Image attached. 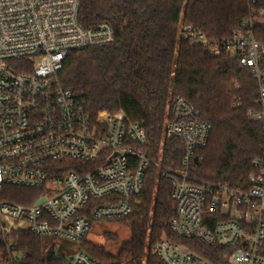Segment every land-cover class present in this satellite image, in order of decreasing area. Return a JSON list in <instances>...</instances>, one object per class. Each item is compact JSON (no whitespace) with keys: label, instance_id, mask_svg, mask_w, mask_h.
Masks as SVG:
<instances>
[{"label":"built area","instance_id":"2783aa9c","mask_svg":"<svg viewBox=\"0 0 264 264\" xmlns=\"http://www.w3.org/2000/svg\"><path fill=\"white\" fill-rule=\"evenodd\" d=\"M250 14L229 38L210 39L183 25L180 36L211 53L225 51L250 70L259 85L255 119L264 123V48L254 35L264 26V0H247ZM81 0H0V233L11 228L36 236L85 238L94 221L132 215L151 168L172 185L177 213L171 228L206 247L231 249L228 264H264V152L254 158L249 186L199 180L190 163L207 146L212 124L182 96L172 101L164 136L182 139V167L171 169L149 155L145 129L123 110L93 116L60 78L70 51L115 42L112 23H81ZM74 160L79 170H57ZM4 186L39 189L33 204L1 197ZM45 200L37 204L41 199ZM0 264L24 257L8 244ZM151 253L161 264H220L167 237ZM54 258H60L54 253ZM66 264H101L81 249Z\"/></svg>","mask_w":264,"mask_h":264},{"label":"trees","instance_id":"16d2710c","mask_svg":"<svg viewBox=\"0 0 264 264\" xmlns=\"http://www.w3.org/2000/svg\"><path fill=\"white\" fill-rule=\"evenodd\" d=\"M250 14L247 0H81L80 21L92 26L102 21L115 29L113 44L70 51L60 72L61 82L71 89L89 112L123 110L145 129L149 155L171 169L182 167L185 147L182 139L164 136L172 113V101L182 96L212 124L206 147L190 163L199 180L249 186L253 160L264 152V123L255 119L259 85L250 70L225 51L211 53L190 45L180 36L183 25L205 31L212 40L229 38ZM254 35L264 48V26ZM57 170H79L74 160L57 162ZM39 189L4 186L1 197L33 204ZM177 213L172 185L151 168L145 188L132 215L115 219L131 230L113 255L86 237L81 249L101 264H161L151 253L153 245L167 237L186 244L213 261L228 264L230 248L206 247L178 237L171 228ZM107 239H111L106 233ZM24 257L18 264H66L54 258L52 239L28 230L11 228L0 233V257H7L8 244Z\"/></svg>","mask_w":264,"mask_h":264},{"label":"rangeland","instance_id":"374dc122","mask_svg":"<svg viewBox=\"0 0 264 264\" xmlns=\"http://www.w3.org/2000/svg\"><path fill=\"white\" fill-rule=\"evenodd\" d=\"M106 233L110 234L111 239H107ZM131 236V230L128 226L122 224L121 221H94L86 236L87 239L103 245L107 252L116 255L122 241L128 240ZM53 251L59 254L61 258L74 255L81 248L79 240H71L65 237L52 239Z\"/></svg>","mask_w":264,"mask_h":264},{"label":"water","instance_id":"95a60500","mask_svg":"<svg viewBox=\"0 0 264 264\" xmlns=\"http://www.w3.org/2000/svg\"><path fill=\"white\" fill-rule=\"evenodd\" d=\"M44 200H45V198H41V199L37 202V204L42 203Z\"/></svg>","mask_w":264,"mask_h":264}]
</instances>
